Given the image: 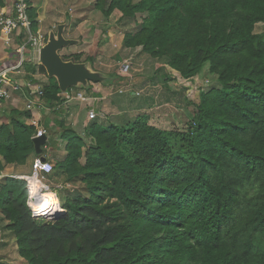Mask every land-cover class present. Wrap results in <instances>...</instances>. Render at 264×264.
<instances>
[{
    "label": "trees",
    "instance_id": "trees-1",
    "mask_svg": "<svg viewBox=\"0 0 264 264\" xmlns=\"http://www.w3.org/2000/svg\"><path fill=\"white\" fill-rule=\"evenodd\" d=\"M91 9L120 13L124 26L144 15L123 47L184 79L207 64L216 87L200 93L183 132L159 129L146 114L125 124L100 119L105 126L96 117L89 146L65 129L66 154L47 180L60 181L61 192L80 189L57 195L65 212L51 223L31 217L24 181L2 178L0 214L18 256L26 264H264V34L254 32L264 0H93ZM23 69L29 79L45 75L43 104L63 103L42 66L25 60ZM11 114L0 125V174L35 152L34 128Z\"/></svg>",
    "mask_w": 264,
    "mask_h": 264
},
{
    "label": "rangeland",
    "instance_id": "rangeland-1",
    "mask_svg": "<svg viewBox=\"0 0 264 264\" xmlns=\"http://www.w3.org/2000/svg\"><path fill=\"white\" fill-rule=\"evenodd\" d=\"M39 1L41 2V6L43 5L41 12H39L37 7L38 0H32L30 2V10L34 12L37 10L38 12V17L41 20L37 29H39L41 35L44 37L45 42L48 39L47 35L50 31L56 32L59 25H65L63 33L64 38L75 40L77 44L62 49L59 55L66 58L72 54H80V63H85L93 72L98 71L106 78L114 77L112 81L113 85L108 90L110 94L113 91L115 94H118L119 89L122 88V90L130 89V87H132V89H139L138 87L141 85L138 84H141L143 79H150L147 83V87H149L147 90L150 94L144 97V99L148 98L144 101L146 109L148 110L150 107H154V109L159 108L160 110L163 109V118H167L168 116V119L165 120L162 119V117V120L151 119L154 120L155 125L159 126V129L177 132L185 131L187 122L190 121L195 111L192 104L198 103L201 92H207L209 89L216 87L215 77L208 73L207 64L204 65L198 75L189 79H184L178 72L169 68L164 61L151 58L149 55L142 53L140 48H135L138 51L124 48L122 44L124 32L126 30L131 32L134 31L144 15H137L134 22L130 23L128 26H124L118 22L120 13L115 11L109 18H105L101 13L91 9L93 0ZM254 32L256 34H264V24L255 25ZM31 52L32 56L28 58L27 61L29 63L32 62V65L37 67L40 63L38 56L33 54L32 50ZM28 55L29 53L26 54V56ZM133 55L139 57V63L137 62L138 59L133 61ZM130 56L133 61H131L132 68L129 74L123 77L120 73V65L123 60ZM86 59L88 61H86ZM165 66L170 70L165 68ZM93 69H95V71ZM37 74L42 83L46 82L45 75L39 72ZM107 85L109 87V84ZM73 89L77 91L82 90L76 87ZM151 92L153 93L151 94ZM168 92H176L177 95L170 96L171 99L166 100L164 97L169 95ZM136 97L143 98L142 93H136ZM61 98L64 100V95H61ZM108 98H111L110 95ZM114 100L115 97L110 99V101ZM24 103L23 99L21 104L22 107L25 106ZM132 106H135V104H132ZM169 110L171 112H169ZM97 122L102 123L100 119H98ZM52 125L50 124L47 126L48 130H45L47 136H53L54 141L56 136L63 139L61 135H63L64 130L68 127L63 125L57 128V125ZM102 125L105 126V123H102ZM65 141L64 139L63 142H57V145L59 144L57 151H53L55 150L56 144L54 145L48 142L47 146H49L50 154L53 155L56 152L57 154L62 151L65 152V150H63ZM87 142L89 143V140H87ZM88 143H86V146H89L90 143ZM81 162H84L83 159ZM30 168V164H26L25 167H22L19 171L29 175ZM59 182L60 181H52L51 179L44 181V183L55 191L58 196H65L68 192L71 193L73 190L80 189V185H75L74 187L62 184L63 188L66 190L63 189L61 192V189L57 188L59 187ZM6 224L7 223L2 219L0 214V238L3 237L6 239L5 246L8 247L10 251L12 250L15 255L17 252V250L15 251L14 249L16 246L15 240L13 238L11 243L12 233L6 229ZM23 262L25 261L23 260ZM23 264H26V262Z\"/></svg>",
    "mask_w": 264,
    "mask_h": 264
},
{
    "label": "crops",
    "instance_id": "crops-1",
    "mask_svg": "<svg viewBox=\"0 0 264 264\" xmlns=\"http://www.w3.org/2000/svg\"><path fill=\"white\" fill-rule=\"evenodd\" d=\"M37 4H38L37 6L38 10L39 12H41V8H43V5L41 6V2L39 0ZM11 12H12V0H0V14L9 15ZM34 13L37 16L36 20L38 27L41 19H39L38 17L37 10ZM37 30L39 31V29ZM21 43H22L21 36L20 37L15 36L12 38V43L10 45H6L0 34V70L14 66L15 62L17 61L16 49L19 47ZM27 53H29V55L26 56V60L32 56V52L28 51ZM131 56L129 58H131ZM137 59H138L137 62L139 63L140 60L139 57L137 55H133V61ZM165 68L168 69L167 66H165ZM88 69L91 70V68ZM93 70L95 71V69ZM27 75L28 74L25 73L23 67L18 73L13 72L8 74L7 76L8 79H10V81L13 83H17L19 85V88L16 91H11L10 99L6 100L2 104V108H1L2 110L0 109L1 112L0 125L8 123L9 118L13 115L11 114V112L17 111L20 113L18 115V119L23 121L27 126H30L29 121L31 119L37 121L39 123V127H41L44 131L47 129V126H49L50 124L51 125L53 124L52 126H56V123H61L63 125H66L68 127L67 129L72 130L75 134L83 138L85 145L86 143H88L87 140H89L90 143V139H88V137L86 136V128L87 125L90 123V121L87 118V113L91 108L88 107L86 103H81L80 101L74 100L71 103H67V104L62 103L59 107L52 110L48 108L45 104H43V101L41 99L42 101L41 105L37 104V106L33 107V109L27 110L26 107L30 100L28 92L29 91L33 92L36 88L40 89V84L42 83L38 78V74L30 75L31 79L27 78L26 77ZM149 80H150L149 78L148 80L143 79L141 84H138L141 85L138 87L139 89H135V88L132 89V87H130V89H124V90H122L123 88L119 89L118 94H115L114 91L111 94L110 92H108L110 87H112L113 85V83H111L112 81L109 83V87L107 85L108 83H95V84L89 83L87 88L79 87V89L82 90L77 91L73 89L74 90L73 92L82 93L84 96L91 99V103L93 104V110L97 115V119H102L104 122L111 121L117 124H125L128 121L134 120L138 115L146 114L147 116H149V123L159 128V126L154 124V120L151 119L165 120L168 119V116L167 118H163V111H164L163 109L162 110H160L159 108L154 109V107H150L148 108V110L146 109L144 101L147 100L148 98L144 99V97L150 94V92H148L147 90L149 89V87H147V83ZM25 85H28L29 90L25 87ZM153 92H151V94ZM136 93H142L143 98L141 97L137 98ZM168 94L169 95L167 97H164L166 100H170L171 99L170 96L177 95L176 92H168ZM61 95L63 94L61 93ZM109 95L111 98L115 97V100L110 101L111 98H108ZM23 99L25 102L24 103L25 106L22 107L21 104ZM132 104H135V106H132ZM169 112L171 111L169 110ZM45 137H46V144H45L46 146L49 140L51 139V136H47L45 131ZM63 140L64 139H60L57 136L55 137L56 144L57 142L60 141L63 142ZM58 145H56V148L53 151H57ZM63 150H65V147ZM65 154L66 153L62 151L61 153L57 154L56 152L55 154L52 155L49 152V146H46L44 153L40 157L45 159L46 161H49L50 163H52V165H54V163H56L57 161L62 160ZM38 157L39 155H36L34 152V155L31 154L27 157L23 165L21 166L9 165L5 167V169L2 171L0 175L3 177L27 176L28 174L21 173L19 170L22 167L24 168L26 164L27 165L30 164L32 168L34 160ZM31 168H30V172H31ZM59 184L61 183L59 182ZM12 241H13V237L11 239V243ZM5 243H6V239L1 237L0 264L25 263L18 256L17 252L14 255L12 250L10 251V249H8V247L5 246ZM14 249L16 251V246Z\"/></svg>",
    "mask_w": 264,
    "mask_h": 264
},
{
    "label": "built area",
    "instance_id": "built-area-1",
    "mask_svg": "<svg viewBox=\"0 0 264 264\" xmlns=\"http://www.w3.org/2000/svg\"><path fill=\"white\" fill-rule=\"evenodd\" d=\"M32 0H12V12L9 15L0 14V34L6 45L12 43V38L17 36L22 38V43L16 49L17 61L14 66L0 70V109L2 104L10 99L11 91H16L19 88L17 83H13L8 79V74L16 72L18 73L26 60V54L28 51H33V54L39 56L40 49L45 44L44 37L41 35L40 31L36 33L31 32V21L29 19V8L30 2ZM26 37V40H25ZM132 59L128 58L122 61L120 65V73L122 76L129 74L132 68ZM28 89V85H25ZM29 90V89H28ZM28 95L30 100L27 104V110L33 109V107L42 104V92L39 88H36L33 92L29 91ZM64 95V104L71 103L72 101H80L81 103H86L91 109L87 113V118L89 121L94 120L97 115L93 110V104L91 99L84 96L82 93H74L73 89L67 90ZM29 125L34 128L35 135L33 138H39L45 136V131L39 127V123L31 119ZM53 172V165L49 161L42 160L41 158H36L33 162L31 172L27 176L13 177L15 179H20L25 182V188L27 191V207L30 210L31 217L38 223H51L57 216L63 214L64 210L60 206L59 199L55 191H53L48 185L44 183ZM2 176H0V179ZM38 182L40 184L39 191L41 196L48 194L51 198L48 199V203L44 208L37 209L35 206L36 202H41L35 197L36 189L33 184ZM42 202L46 200L41 199ZM57 211V212H56ZM60 211V212H58Z\"/></svg>",
    "mask_w": 264,
    "mask_h": 264
},
{
    "label": "water",
    "instance_id": "water-1",
    "mask_svg": "<svg viewBox=\"0 0 264 264\" xmlns=\"http://www.w3.org/2000/svg\"><path fill=\"white\" fill-rule=\"evenodd\" d=\"M65 25H59L56 32L50 31L48 39L40 49L38 60L48 78H54L57 82L60 92L63 94L73 88H87L89 83H106L108 77L99 72H93L85 63H74L72 61H63L59 52L67 47L76 45L75 40L65 39L63 36ZM36 155H41V147L46 144V137L32 139ZM42 160H45L41 158Z\"/></svg>",
    "mask_w": 264,
    "mask_h": 264
},
{
    "label": "bare ground",
    "instance_id": "bare-ground-1",
    "mask_svg": "<svg viewBox=\"0 0 264 264\" xmlns=\"http://www.w3.org/2000/svg\"><path fill=\"white\" fill-rule=\"evenodd\" d=\"M2 108V107H1ZM2 110V109H1ZM1 113V112H0ZM33 186H34V188L36 189V195H35V197L36 198H38L39 200H40V202H41V204L40 205H37V204H39V202H36L35 203V207L37 208V209H41V208H44L45 207V205L48 203L47 201H48V199L49 198H51V196L50 195H48V194H44L43 195V197L41 196V192L39 191V189H40V184L38 183V182H35L34 184H33ZM41 199H45L46 201L45 202H42L41 201ZM57 212V211H56ZM58 212H60V211H58Z\"/></svg>",
    "mask_w": 264,
    "mask_h": 264
},
{
    "label": "clouds",
    "instance_id": "clouds-1",
    "mask_svg": "<svg viewBox=\"0 0 264 264\" xmlns=\"http://www.w3.org/2000/svg\"><path fill=\"white\" fill-rule=\"evenodd\" d=\"M30 8H31V6H30ZM30 8H29V9H30ZM31 32H32V31H31ZM36 32H37V30H36ZM36 32H35V33H36ZM32 33H33V32H32ZM47 36H48V35H47ZM46 41H47V40H46ZM45 43H46V42H45ZM39 158H41V157H39ZM0 176H1V175H0ZM2 178H4V177L2 176ZM2 178H1V179H2ZM1 179H0V180H1ZM18 180H20V179H18ZM22 181H23V180H22ZM57 197H58V196H57ZM59 202H60V201H59ZM26 205H27V204H26ZM60 206H61V204H60ZM61 208H62V207H61ZM28 209H29V208H28ZM62 209H63V208H62ZM63 210H64V209H63ZM29 211H30V210H29ZM64 212H65V210H64ZM64 212H63V213H64ZM57 217H58V216H57Z\"/></svg>",
    "mask_w": 264,
    "mask_h": 264
}]
</instances>
